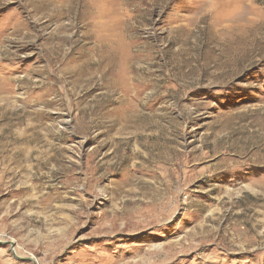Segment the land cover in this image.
Segmentation results:
<instances>
[{"label":"rangeland","instance_id":"rangeland-1","mask_svg":"<svg viewBox=\"0 0 264 264\" xmlns=\"http://www.w3.org/2000/svg\"><path fill=\"white\" fill-rule=\"evenodd\" d=\"M0 264H264V0H0Z\"/></svg>","mask_w":264,"mask_h":264},{"label":"bare ground","instance_id":"bare-ground-1","mask_svg":"<svg viewBox=\"0 0 264 264\" xmlns=\"http://www.w3.org/2000/svg\"><path fill=\"white\" fill-rule=\"evenodd\" d=\"M3 239H4V237H0V241L3 240Z\"/></svg>","mask_w":264,"mask_h":264}]
</instances>
